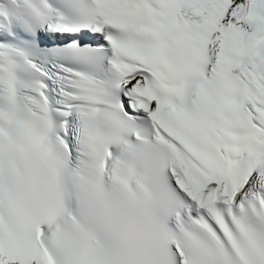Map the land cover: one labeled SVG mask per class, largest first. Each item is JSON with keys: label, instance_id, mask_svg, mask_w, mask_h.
Masks as SVG:
<instances>
[{"label": "snow or ice", "instance_id": "obj_1", "mask_svg": "<svg viewBox=\"0 0 264 264\" xmlns=\"http://www.w3.org/2000/svg\"><path fill=\"white\" fill-rule=\"evenodd\" d=\"M0 264H264V0H0Z\"/></svg>", "mask_w": 264, "mask_h": 264}]
</instances>
